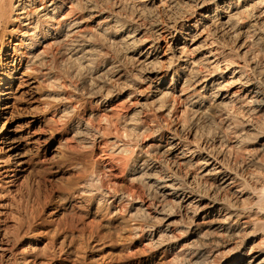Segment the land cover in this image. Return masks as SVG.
<instances>
[{"label":"bare ground","instance_id":"1","mask_svg":"<svg viewBox=\"0 0 264 264\" xmlns=\"http://www.w3.org/2000/svg\"><path fill=\"white\" fill-rule=\"evenodd\" d=\"M20 95L32 125L119 168V188L93 162L67 194L123 220L122 250L264 264V0H0V264H114L48 238L22 179L46 140L12 136Z\"/></svg>","mask_w":264,"mask_h":264},{"label":"rangeland","instance_id":"2","mask_svg":"<svg viewBox=\"0 0 264 264\" xmlns=\"http://www.w3.org/2000/svg\"><path fill=\"white\" fill-rule=\"evenodd\" d=\"M17 98L20 103H15L12 109L18 115L11 126L14 131L12 136L21 139L24 136V139L39 136L46 140L39 151H35L33 144L25 145L24 151H30L29 154L34 157L22 179L33 189L32 198L37 197L34 208L39 217L44 218L49 211L54 212L53 222L46 226L48 238L65 241V244L75 247L82 245L91 248L96 245L102 248L104 255L115 262L114 264H149L141 259L140 249L135 248L128 252L120 247L127 238L122 219H100L92 210L77 209L72 206L67 194L69 188L77 183V171L80 168L82 171H89L93 162L101 165V173L110 175L105 179V184L113 182L115 184L109 186L117 189L122 178L119 168L116 165L109 166L111 164H108L101 149H85L83 145H77L68 139L69 137L68 140L65 137L58 138L55 134L62 132L58 125L55 128L44 124L32 125V119L38 116L39 106L25 103L26 98L22 95ZM104 166L105 169L109 168L108 171L102 170Z\"/></svg>","mask_w":264,"mask_h":264}]
</instances>
